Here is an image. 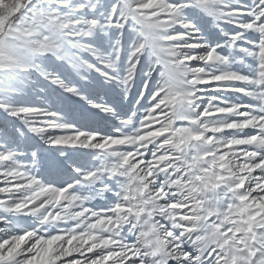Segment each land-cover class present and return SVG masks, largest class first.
<instances>
[{
  "label": "snow or ice",
  "instance_id": "obj_1",
  "mask_svg": "<svg viewBox=\"0 0 264 264\" xmlns=\"http://www.w3.org/2000/svg\"><path fill=\"white\" fill-rule=\"evenodd\" d=\"M0 264H264V0H0Z\"/></svg>",
  "mask_w": 264,
  "mask_h": 264
}]
</instances>
